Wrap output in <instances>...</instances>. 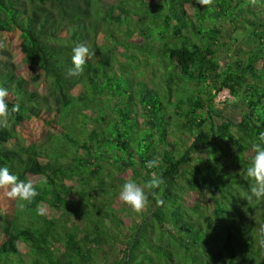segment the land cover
<instances>
[{"label":"trees","instance_id":"16d2710c","mask_svg":"<svg viewBox=\"0 0 264 264\" xmlns=\"http://www.w3.org/2000/svg\"><path fill=\"white\" fill-rule=\"evenodd\" d=\"M4 33L37 72L25 78L0 52V87L18 105L0 125V167L38 195L2 215L0 264H264V199L246 198L264 133V0H0ZM81 43L93 54L70 76ZM224 89L239 121L219 112ZM32 118L48 136L20 143ZM151 174L163 183L128 218L121 185Z\"/></svg>","mask_w":264,"mask_h":264},{"label":"clouds","instance_id":"9594fccd","mask_svg":"<svg viewBox=\"0 0 264 264\" xmlns=\"http://www.w3.org/2000/svg\"><path fill=\"white\" fill-rule=\"evenodd\" d=\"M210 0H200V3L208 4ZM92 51L85 44H77L72 49V67L68 70V75L77 76L83 72L86 58L91 57ZM8 90L0 87V125L6 122L7 117L11 112L18 110V105H13L11 109L8 107L6 97ZM252 148L255 155L252 157L251 165L246 169V176L254 183L250 186L251 196L246 197L251 199L255 197L257 200L264 199V133L260 134V142L254 143ZM157 165L156 160L146 162V167L151 169ZM163 183L162 177L151 174L149 179L138 183L136 180L127 179L123 182L118 192L119 199L131 207L135 212L142 211L148 204V196L153 189ZM0 187H8L9 190L5 195L12 199L16 198L21 202L31 203L38 195L37 187L34 186L31 180H20L16 174L10 173L7 167H0ZM154 195V193H152ZM157 204H163V200H157ZM24 206L23 203L20 205ZM39 215H44V208L37 209Z\"/></svg>","mask_w":264,"mask_h":264},{"label":"rangeland","instance_id":"374dc122","mask_svg":"<svg viewBox=\"0 0 264 264\" xmlns=\"http://www.w3.org/2000/svg\"><path fill=\"white\" fill-rule=\"evenodd\" d=\"M234 34L236 35L238 33L237 32L234 33L233 30L229 29L228 31L224 33L223 40L225 42L231 43V38L234 37ZM0 52L4 53V56H3L4 58L14 63V66L16 70L18 71V73H20L25 78L32 80V77L37 72V69L30 68L29 66L25 64L23 60V56L21 54L19 41L16 37L8 33L0 34ZM122 52H127V50L122 45H120V47L118 48V53H122ZM227 54H228V50L226 46L219 49L218 55H219V60L221 63H223L224 58H226ZM121 59L125 63L128 62V57L126 56L125 57L122 56ZM150 67H151L150 70L154 71L155 75L152 76L151 73L148 75L154 78L155 80H157V82H162L161 80L162 73L159 68V65L156 63H153V65H151ZM34 86L38 88V90L41 93L46 92V87H45L44 79L42 76L37 78V82L35 83ZM216 100L218 102L220 101V105L218 107H219V112L222 114V116L235 119L236 121H239L241 119L242 110H243L242 106L230 94L228 89H224L223 91H221L216 97ZM49 130H50L49 126H47L42 119L32 118L30 120L25 121L20 126H18L16 137L18 138L20 143H24V144L40 143L41 141H44L47 138ZM73 183L76 186H79L78 179H76V181L70 182V184H73ZM8 190H9L8 187H0V223L3 217L2 215L4 213L11 216L14 211L15 198L10 199L5 195V192H7ZM200 198L201 196L198 193L196 192L193 193L192 195L193 202ZM116 203L119 204L120 206H124L126 208V211H125L126 216L128 218H131L132 215H129L128 213L129 212L134 213L135 211H133L130 206L122 202L119 199V196H118V200ZM67 212L69 214L70 220L72 221L76 220L81 226H87L88 220L83 218L80 215V213L75 210V207L73 205L71 208L67 210ZM56 214L57 213L54 210L48 209V216H53ZM1 239L2 238H1V233H0V241Z\"/></svg>","mask_w":264,"mask_h":264}]
</instances>
